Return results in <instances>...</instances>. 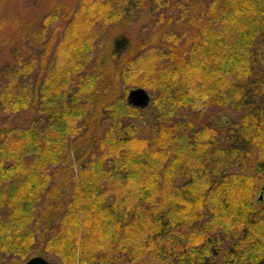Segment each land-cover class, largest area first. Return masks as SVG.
I'll return each instance as SVG.
<instances>
[{
  "label": "trees",
  "instance_id": "obj_1",
  "mask_svg": "<svg viewBox=\"0 0 264 264\" xmlns=\"http://www.w3.org/2000/svg\"><path fill=\"white\" fill-rule=\"evenodd\" d=\"M4 2L0 254L264 264V0Z\"/></svg>",
  "mask_w": 264,
  "mask_h": 264
},
{
  "label": "rangeland",
  "instance_id": "obj_2",
  "mask_svg": "<svg viewBox=\"0 0 264 264\" xmlns=\"http://www.w3.org/2000/svg\"><path fill=\"white\" fill-rule=\"evenodd\" d=\"M4 1H5L4 4L6 6H8L9 9H20V8H22L23 5H26L28 2V0H4ZM149 94L151 97L152 94L150 92H149ZM154 94L155 93H153V95ZM149 103H150V101H149ZM208 112H212L215 114L211 118L205 120L204 116L208 115ZM143 113H144L145 117L150 119L149 120V126H148V123L146 122V120H144V122H143L144 127H145V131L153 129L154 127H156L158 125L159 122H172L175 119L181 117V114L176 112V111H161L159 113V112H157L156 108H153L152 106L149 107ZM186 113L191 114L193 116V118H195L197 120H203L204 119L203 120L204 123L210 122L211 124H215L216 128H218L217 129V134H218L217 136L221 139V143L225 142V134H227V133H226L225 126H223V125H225L224 124L225 119H227V117L231 115V111L229 109H227L226 107H221L219 105L217 106V105L213 104V106L210 105V107L208 108V111H204V112L194 111V110L188 111L186 109ZM262 185H264V178L257 185V188H256L254 195L256 198L261 196L262 197L261 200L264 201V191L261 190ZM0 257H1V264H21L22 263V262L16 263V255L13 253H11L9 255H5V256H2L0 254ZM145 257L139 259L138 261H136L133 264H149L146 262Z\"/></svg>",
  "mask_w": 264,
  "mask_h": 264
},
{
  "label": "water",
  "instance_id": "obj_3",
  "mask_svg": "<svg viewBox=\"0 0 264 264\" xmlns=\"http://www.w3.org/2000/svg\"><path fill=\"white\" fill-rule=\"evenodd\" d=\"M127 101L136 107L143 108L148 105L150 101V94L144 87H134L130 89L127 93ZM261 198V196H260ZM1 264V257H0ZM21 264H56L53 261L42 255H34L28 258L26 261Z\"/></svg>",
  "mask_w": 264,
  "mask_h": 264
}]
</instances>
